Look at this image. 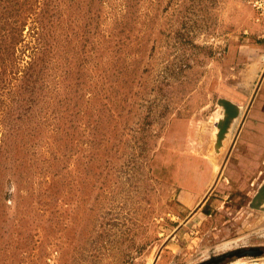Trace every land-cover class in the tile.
I'll return each instance as SVG.
<instances>
[{
  "label": "rangeland",
  "instance_id": "obj_1",
  "mask_svg": "<svg viewBox=\"0 0 264 264\" xmlns=\"http://www.w3.org/2000/svg\"><path fill=\"white\" fill-rule=\"evenodd\" d=\"M263 67L248 0H0V264L264 250V165L223 167L218 103Z\"/></svg>",
  "mask_w": 264,
  "mask_h": 264
},
{
  "label": "crops",
  "instance_id": "obj_2",
  "mask_svg": "<svg viewBox=\"0 0 264 264\" xmlns=\"http://www.w3.org/2000/svg\"><path fill=\"white\" fill-rule=\"evenodd\" d=\"M239 96L245 99L233 102L237 114L228 130L235 129V132L223 167L228 163L231 170L241 168L232 162H241V158L248 154L250 158L242 161H247V167L254 170V164L250 163L264 165V67L253 94L239 92Z\"/></svg>",
  "mask_w": 264,
  "mask_h": 264
},
{
  "label": "water",
  "instance_id": "obj_3",
  "mask_svg": "<svg viewBox=\"0 0 264 264\" xmlns=\"http://www.w3.org/2000/svg\"><path fill=\"white\" fill-rule=\"evenodd\" d=\"M222 102L224 106L226 104H229L231 102L220 99L218 103ZM233 104H230L229 107H231V113L232 116L235 117L237 112L232 109ZM235 109V107H233ZM225 126V122H223L222 128L220 130V133L223 130V127ZM218 143V142H217ZM264 204V177L262 178L261 182L256 187L251 199L248 202L249 208L258 209ZM264 254V250L256 248V247H249V248H238L231 250L226 253H222L220 255L211 257L210 259H207L199 264H219L222 263L225 259H232V258H241V257H259Z\"/></svg>",
  "mask_w": 264,
  "mask_h": 264
},
{
  "label": "bare ground",
  "instance_id": "obj_4",
  "mask_svg": "<svg viewBox=\"0 0 264 264\" xmlns=\"http://www.w3.org/2000/svg\"><path fill=\"white\" fill-rule=\"evenodd\" d=\"M229 106H230V104H226V106H225V108H226V115L227 116H225L224 119L221 121L220 130L222 128L223 122H225V126L223 127V130L220 133V135H223L224 133H226L227 129L229 128V124L235 118V117L232 116V113L230 112L231 111V107H229ZM233 107L234 106H232V109L236 111V109H234Z\"/></svg>",
  "mask_w": 264,
  "mask_h": 264
},
{
  "label": "built area",
  "instance_id": "obj_5",
  "mask_svg": "<svg viewBox=\"0 0 264 264\" xmlns=\"http://www.w3.org/2000/svg\"><path fill=\"white\" fill-rule=\"evenodd\" d=\"M248 3L258 15H264V0H248Z\"/></svg>",
  "mask_w": 264,
  "mask_h": 264
}]
</instances>
